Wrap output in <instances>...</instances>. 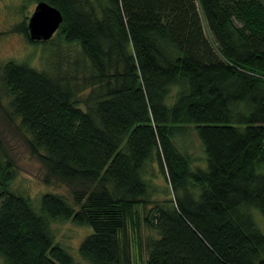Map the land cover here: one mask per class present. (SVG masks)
<instances>
[{
	"label": "trees",
	"instance_id": "16d2710c",
	"mask_svg": "<svg viewBox=\"0 0 264 264\" xmlns=\"http://www.w3.org/2000/svg\"><path fill=\"white\" fill-rule=\"evenodd\" d=\"M33 1L61 13L45 41L55 48L42 70L2 63L0 94L44 184L71 198L13 187L0 143L3 263L80 264L55 242L51 224L66 221L92 230L78 250L86 264H131L120 238L144 209L156 232L144 264H264L249 212L264 217V0ZM18 32L39 43L26 22ZM185 127L206 169L175 146ZM151 164L172 193L161 201Z\"/></svg>",
	"mask_w": 264,
	"mask_h": 264
},
{
	"label": "rangeland",
	"instance_id": "374dc122",
	"mask_svg": "<svg viewBox=\"0 0 264 264\" xmlns=\"http://www.w3.org/2000/svg\"><path fill=\"white\" fill-rule=\"evenodd\" d=\"M33 0H0V65L8 61L15 63H27L29 66L42 70L49 63L50 46L55 48V43L49 45L45 42L30 44L24 36L19 33V27L26 22L35 8ZM27 18V19H26ZM235 26L241 25L234 21ZM64 49V48H63ZM48 62V63H47ZM177 88L173 87L171 93ZM1 96V94H0ZM8 110L4 96L0 97V143L4 154L8 157L16 170L13 187L19 188L32 198L39 197L42 193L61 194L69 199V190L64 185H46L43 182L45 169L42 163L33 155L28 147L29 136L22 131L16 119L13 122L6 117ZM173 142L177 149L187 154L193 166L206 169V159L202 144L198 139L194 128L185 127L175 133ZM149 180L152 201H161L172 195L168 185L167 177L157 172L155 164L149 165ZM250 214L259 230L264 235V217L256 209H250ZM142 215L136 227L128 224L127 238H120L122 243L128 242V257L131 264H144L147 257L146 241L148 238L156 237V232L146 226L142 219L146 210L142 209ZM51 228L54 233L55 242L65 248L75 261L86 264L79 256V246L83 240L92 234V230L83 225L72 222H53ZM135 228V229H134ZM0 264H4L0 258Z\"/></svg>",
	"mask_w": 264,
	"mask_h": 264
},
{
	"label": "water",
	"instance_id": "95a60500",
	"mask_svg": "<svg viewBox=\"0 0 264 264\" xmlns=\"http://www.w3.org/2000/svg\"><path fill=\"white\" fill-rule=\"evenodd\" d=\"M62 22L61 13L43 1L36 3L28 18V37L32 42H45L52 38Z\"/></svg>",
	"mask_w": 264,
	"mask_h": 264
}]
</instances>
